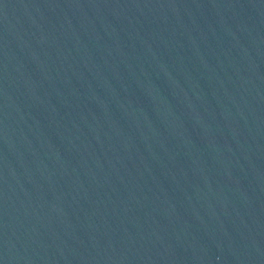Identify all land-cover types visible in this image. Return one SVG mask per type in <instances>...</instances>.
Listing matches in <instances>:
<instances>
[{"label": "water", "instance_id": "1", "mask_svg": "<svg viewBox=\"0 0 264 264\" xmlns=\"http://www.w3.org/2000/svg\"><path fill=\"white\" fill-rule=\"evenodd\" d=\"M0 264H264V0H0Z\"/></svg>", "mask_w": 264, "mask_h": 264}]
</instances>
